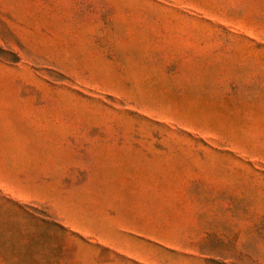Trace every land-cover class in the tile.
<instances>
[{"label": "rangeland", "instance_id": "374dc122", "mask_svg": "<svg viewBox=\"0 0 264 264\" xmlns=\"http://www.w3.org/2000/svg\"><path fill=\"white\" fill-rule=\"evenodd\" d=\"M0 264H264V0H0Z\"/></svg>", "mask_w": 264, "mask_h": 264}]
</instances>
